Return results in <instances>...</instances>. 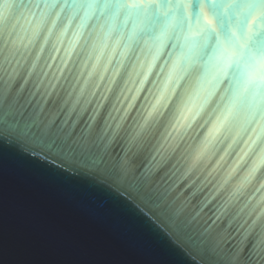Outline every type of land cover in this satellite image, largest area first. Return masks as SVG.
I'll return each mask as SVG.
<instances>
[{"label":"clouds","instance_id":"obj_1","mask_svg":"<svg viewBox=\"0 0 264 264\" xmlns=\"http://www.w3.org/2000/svg\"><path fill=\"white\" fill-rule=\"evenodd\" d=\"M0 137L110 181L197 264H264V0H0ZM245 146L236 186L192 163Z\"/></svg>","mask_w":264,"mask_h":264},{"label":"water","instance_id":"obj_2","mask_svg":"<svg viewBox=\"0 0 264 264\" xmlns=\"http://www.w3.org/2000/svg\"><path fill=\"white\" fill-rule=\"evenodd\" d=\"M8 139L0 137V264H197L110 181ZM247 160L246 146L215 155L202 148L192 163L236 186Z\"/></svg>","mask_w":264,"mask_h":264}]
</instances>
